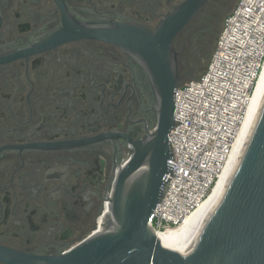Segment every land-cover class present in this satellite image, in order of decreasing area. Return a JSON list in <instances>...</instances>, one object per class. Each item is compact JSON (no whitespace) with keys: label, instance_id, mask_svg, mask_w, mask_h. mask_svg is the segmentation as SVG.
I'll use <instances>...</instances> for the list:
<instances>
[{"label":"flooded vegetation","instance_id":"obj_1","mask_svg":"<svg viewBox=\"0 0 264 264\" xmlns=\"http://www.w3.org/2000/svg\"><path fill=\"white\" fill-rule=\"evenodd\" d=\"M185 1L0 0V246L57 255L98 230L132 142L157 128L141 61L63 30L106 22L154 30ZM207 6L173 39L183 75L210 61L211 44L196 32Z\"/></svg>","mask_w":264,"mask_h":264},{"label":"water","instance_id":"obj_2","mask_svg":"<svg viewBox=\"0 0 264 264\" xmlns=\"http://www.w3.org/2000/svg\"><path fill=\"white\" fill-rule=\"evenodd\" d=\"M186 0L154 30L140 24H75L72 33L118 44L142 63L157 97L154 132L132 142L118 171L103 225L57 255L0 246L4 264H264V97L231 176L185 245L162 243L150 223L173 178L175 94L185 76L173 39L209 3ZM206 70V68H205Z\"/></svg>","mask_w":264,"mask_h":264},{"label":"built area","instance_id":"obj_3","mask_svg":"<svg viewBox=\"0 0 264 264\" xmlns=\"http://www.w3.org/2000/svg\"><path fill=\"white\" fill-rule=\"evenodd\" d=\"M264 67V0H239L224 21L206 70L181 83L169 138L175 165L150 218L156 232L178 228L209 197L224 171ZM109 201L104 203V214ZM99 229L103 216L98 220Z\"/></svg>","mask_w":264,"mask_h":264},{"label":"bare ground","instance_id":"obj_4","mask_svg":"<svg viewBox=\"0 0 264 264\" xmlns=\"http://www.w3.org/2000/svg\"><path fill=\"white\" fill-rule=\"evenodd\" d=\"M264 97V67L255 88L254 94L250 100L247 108L246 117L241 127L239 136L235 143L234 149L227 161L224 171L220 175V178L215 185L213 191L205 202L190 214L184 222L178 228L170 229L166 232H157L162 243H165L172 247H181L186 244L192 232L194 231L197 224L201 221L208 210L214 205L229 177L231 176L233 169L237 163V160L244 147L246 139L249 135L251 127L254 123L259 107Z\"/></svg>","mask_w":264,"mask_h":264},{"label":"trees","instance_id":"obj_5","mask_svg":"<svg viewBox=\"0 0 264 264\" xmlns=\"http://www.w3.org/2000/svg\"><path fill=\"white\" fill-rule=\"evenodd\" d=\"M228 1L229 3L234 2L231 7V9H234L239 0ZM227 6V0H215L210 3L209 6H207L205 12L200 17L201 20L199 21L200 23L196 28V32L198 33V35H204L205 40L209 37L210 39L207 41L210 42L209 44H211L206 50L207 61L211 59V56L216 48L219 36L223 30L224 21L226 16L228 15Z\"/></svg>","mask_w":264,"mask_h":264},{"label":"rangeland","instance_id":"obj_6","mask_svg":"<svg viewBox=\"0 0 264 264\" xmlns=\"http://www.w3.org/2000/svg\"><path fill=\"white\" fill-rule=\"evenodd\" d=\"M234 4V2L233 3H229V1L227 0V11H228V14L229 13H231L232 12V10H233V8L231 9V7H232V5ZM205 38V37H204ZM210 38L208 37L206 40H209ZM191 43H192V41H191ZM208 49V48H207ZM206 49V50H207ZM190 51H192V49L190 50ZM200 74L199 73H194V74H184V76H185V81H189V80H192V79H195V78H197L198 76H199Z\"/></svg>","mask_w":264,"mask_h":264}]
</instances>
